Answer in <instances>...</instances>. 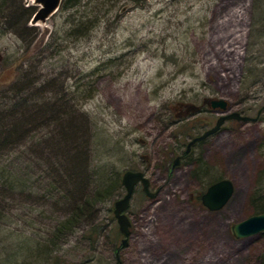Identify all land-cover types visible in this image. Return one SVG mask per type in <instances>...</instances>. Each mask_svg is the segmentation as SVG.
Segmentation results:
<instances>
[{
    "label": "rangeland",
    "instance_id": "obj_1",
    "mask_svg": "<svg viewBox=\"0 0 264 264\" xmlns=\"http://www.w3.org/2000/svg\"><path fill=\"white\" fill-rule=\"evenodd\" d=\"M67 2L45 21L30 19L33 33L0 23V124L7 123L1 118L9 102L5 89L23 74L44 97H62L70 105L64 103L66 113L52 119L62 124L45 120L33 127L42 133L46 127H80L95 178L76 200L53 206L56 198L43 195L46 183L35 180L42 157L30 146V131L20 151L23 165L31 162L37 174L23 172L15 204L20 209L0 223V261L4 250L10 252L4 264H56L52 254L69 264H118V258L122 264H260L264 236L236 238L231 225L254 214L251 196L262 189L264 109L256 120L226 121L172 166L183 143L222 115L204 105L206 97L224 98L230 111L250 116L264 105V76L251 91L240 84L250 42L260 37L252 32L253 0ZM34 3L8 0L0 16L9 20L11 7L28 4L36 11ZM74 27L79 30L71 34ZM259 55L264 65V53ZM190 103L204 110L186 112ZM201 162L208 170L196 174ZM132 169L145 172L155 196L142 183L135 186L123 245L114 208L126 193L123 174ZM222 176L233 180L235 191L221 209H208L198 196ZM114 181L115 192L107 194ZM87 198L90 205L74 219ZM65 221V232L55 235Z\"/></svg>",
    "mask_w": 264,
    "mask_h": 264
},
{
    "label": "trees",
    "instance_id": "obj_2",
    "mask_svg": "<svg viewBox=\"0 0 264 264\" xmlns=\"http://www.w3.org/2000/svg\"><path fill=\"white\" fill-rule=\"evenodd\" d=\"M7 1L8 0H0V8L5 5ZM67 1L68 0L62 1L61 5L68 7L70 4L68 5ZM34 9L35 6L31 4L14 9L11 7V12L8 15V17L10 16L9 20L5 18L6 21H3V17L0 16V23L10 26L8 24L12 21L14 23L12 24L14 28L22 26L21 29L25 30L26 33H30V31L33 33L34 28L30 26L28 22L35 12ZM4 13L5 9L0 10V15L5 16ZM14 13V19H12ZM25 15L26 19L21 21V23L19 22V25L17 22L18 19ZM251 17L252 32L256 35L260 34V37L258 39L253 38L252 43L250 42L248 50L249 55L245 57L242 69L240 84L241 88L247 91H251L252 87L264 76V65H261L262 61L258 60L259 54L262 52L264 53V0H253ZM78 30L79 28L74 27L69 31L71 34H76ZM21 77L22 80L18 79L14 84H10L9 87L5 89L9 92L8 95H5L9 102L6 103V112L3 111L1 113V118L6 120L8 124H0V223L4 222L9 214L14 216L15 210L20 209V207L15 206V204H18L20 200L18 195H20V191L23 190V172H27V175L32 174L36 176L37 174L35 167L32 168L33 164L31 162L28 163V169L23 165L25 161L21 157L22 153L20 151V144L24 142L25 139H28L26 137H28V135L30 136V131H35L38 133L37 135H39V137L36 138L35 132L31 134L33 140H30L33 142V145L30 146H36L42 157L40 162L32 160V162H38L41 166L40 176H37L35 180H43L42 183H46V189L43 195L51 200L56 198L57 202H52L53 206L59 201L67 202L68 200H76L78 194L89 186L88 183L94 180L96 174L95 170L91 167L88 168L90 164L87 160L89 157L91 158L93 151L88 148L89 154L91 155L92 153V155L87 158V145L82 142L84 135L80 127H71L69 130H66V128L55 130L54 127H46L48 128L46 129V133L38 131L42 127H33L45 120L51 121L52 124H62L63 120L61 122H55L57 120L52 119H57L58 116L66 113V105H64L65 101L62 97L58 101H53L51 98L44 97L41 86L33 82V80L26 81V79L23 78V74ZM27 91L29 92L28 95H26L28 93ZM65 104L68 106L69 103ZM68 107H70V105ZM262 107H264V105L260 108ZM74 124H78L77 120ZM32 150H36V148L32 147ZM41 161L43 162L41 163ZM36 163H34V165H36ZM207 170L208 165L201 162L196 169V174L206 173ZM35 176L28 177V179L35 178ZM220 178H223V176L217 177L216 180ZM216 180L211 181V183ZM259 184V186H262L261 192L257 191L258 193L256 192L251 196V200L253 199L252 205L255 210L254 214L264 212V173H262ZM117 186L118 181L111 182L106 188V193L113 194ZM97 194L99 195V191ZM198 200L201 202V195L198 196ZM89 201V198H87L84 204H79L76 207L73 214L74 219H76V215L79 211H83L86 205L87 207L90 205ZM11 216L9 217L12 218ZM17 218L20 219L19 216H17ZM70 221L72 220L70 219L69 222ZM68 224V221H65L61 225L59 224L56 226L55 235L59 234L61 231L65 232L64 227L68 226ZM261 235L264 236V231L261 232ZM24 242L26 243V241L22 239L20 246L23 245ZM57 247H60V244L57 245ZM58 253L60 252L58 251ZM9 254L10 252L8 253L3 250L2 258L4 260L0 261V264L1 262L4 264L6 260L5 255L9 256ZM15 255L17 259H19L17 254ZM51 258H53V262L56 264H69L67 262L65 263L66 260H63L60 255L54 256L52 254ZM9 262L10 261H7L6 264ZM260 264H264V252Z\"/></svg>",
    "mask_w": 264,
    "mask_h": 264
},
{
    "label": "water",
    "instance_id": "obj_3",
    "mask_svg": "<svg viewBox=\"0 0 264 264\" xmlns=\"http://www.w3.org/2000/svg\"><path fill=\"white\" fill-rule=\"evenodd\" d=\"M61 2L62 0H35V4L39 5V8L33 15V24H37L38 21H45L49 18L59 9ZM209 101L210 105L215 110L220 111L222 115L218 117L214 126L207 129L203 134L193 138L189 143V147L194 142L219 131L227 120H256L263 110L260 109L256 116H250L243 114L240 111H230L231 107L228 101L224 98H211ZM122 183L126 188V193L122 198L115 201L114 214L118 220L119 229L125 236L123 239V245H127L131 220L126 211L130 207L135 186L138 183H142L143 190L150 197L155 196V193L150 189V179L141 170H126L122 177ZM234 191L235 184L233 180L230 178H222L208 186L207 190L202 195L203 204L211 210L221 209L229 201ZM231 230L236 238H245L263 232L264 212L251 215L243 220L232 223ZM118 264H122L119 258Z\"/></svg>",
    "mask_w": 264,
    "mask_h": 264
},
{
    "label": "flooded vegetation",
    "instance_id": "obj_4",
    "mask_svg": "<svg viewBox=\"0 0 264 264\" xmlns=\"http://www.w3.org/2000/svg\"><path fill=\"white\" fill-rule=\"evenodd\" d=\"M209 100H210L209 98H205V99H204V105H205L206 107L212 109L211 106H210V101H209ZM189 110H193V111H198V112H200V111L204 110V107L201 106V105L195 104V103H190V104L187 105L186 112L189 111ZM208 128H210V127H208ZM208 128H206V129H208ZM206 129H204L202 132H204ZM200 134H201V133H198V134H196V135L191 136V137L188 139V141H187L186 143H183V146L186 144L185 150H184L183 152H180V153H178V154L174 153V154H175V157H174V159H173V164H172L173 168L176 167V166H178V165H180V164L183 162L184 159H187L188 157H190V154L193 152L194 147H195L198 143H201L202 141H205L208 137H210V136H208V137L205 138V139H202V140L196 141V142H194L193 144H191V146L189 147V143H190V141L192 140V138H194L195 136L200 135ZM211 136H212V135H211ZM176 162H178V163H176ZM135 170H140V169H135ZM142 171H143V170H142ZM143 172H144V171H143ZM144 173H145V172H144ZM145 175H146V174H145ZM147 177H148V176H147ZM148 178H149V177H148ZM138 184H139V183H138ZM150 186H151V185H150ZM201 196H202V195H201ZM201 202H202V197H201ZM202 204H203V202H202Z\"/></svg>",
    "mask_w": 264,
    "mask_h": 264
},
{
    "label": "bare ground",
    "instance_id": "obj_5",
    "mask_svg": "<svg viewBox=\"0 0 264 264\" xmlns=\"http://www.w3.org/2000/svg\"><path fill=\"white\" fill-rule=\"evenodd\" d=\"M12 24H14L12 21L10 22V25H12ZM12 27H13V25H12ZM13 29H14V27H13ZM202 140V139H201ZM199 141V140H198Z\"/></svg>",
    "mask_w": 264,
    "mask_h": 264
}]
</instances>
